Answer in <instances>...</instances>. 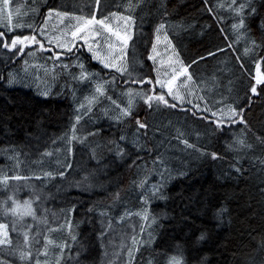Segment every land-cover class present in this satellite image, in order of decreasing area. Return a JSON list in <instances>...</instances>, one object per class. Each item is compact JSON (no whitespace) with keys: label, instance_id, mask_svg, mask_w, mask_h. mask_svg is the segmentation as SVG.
I'll list each match as a JSON object with an SVG mask.
<instances>
[{"label":"trees","instance_id":"obj_1","mask_svg":"<svg viewBox=\"0 0 264 264\" xmlns=\"http://www.w3.org/2000/svg\"><path fill=\"white\" fill-rule=\"evenodd\" d=\"M255 2L258 12L264 15V0ZM229 3L100 0V8L95 9L94 0H36V7L19 15L12 9L13 24L19 21L33 25H41L49 6L84 16L95 9L98 19L101 11L104 15L113 12L125 16L131 12L136 26L126 60L129 70L135 68L134 76H155L148 67L152 62L145 57L146 49L150 51V44L155 42L154 29L160 22L165 23L185 64L206 55L209 49H223L215 58L193 64L189 72L203 106L207 101L214 111L221 100L219 107L243 106L249 130L244 131L240 124L214 130L210 113L178 102L172 109L164 105L148 108L138 96L133 97L131 117L120 116L109 100L97 96L91 111L77 123V112H84L78 101L87 108L85 98L92 93L91 85L77 84L68 75L78 71L77 57L90 71L108 80L111 70L101 71L102 66L90 59L83 45L73 53L62 54L54 63L49 58L54 51L47 44L48 51L31 45L35 54L23 57L0 44V223L8 224L12 242L0 245V260L26 264L18 254L9 253L11 248L23 246L24 250L31 247L33 257L35 249L40 248L41 264H128L130 236L135 227L139 250L134 252L133 264H167L173 256L183 264H264V145L257 139L264 137V84L256 79L257 74L264 79V48H253L245 40L246 34L234 43L240 30L232 28L235 21L229 15ZM129 4L134 6L131 10ZM260 18L257 15L246 21L257 44ZM0 30L9 42L16 34H31L28 28L8 31L2 23ZM61 64L73 66L61 71ZM10 73L13 83L8 82ZM253 86L257 88L255 94L250 91ZM129 87L144 92L150 86L125 84L118 78L105 85V92L124 108L128 97L123 93ZM155 91L159 92L158 86ZM166 99L172 103L171 97ZM205 115L207 119L202 118ZM135 119L147 122L149 127L138 131ZM74 124L77 139L69 144ZM89 131L99 134L90 136ZM178 133L195 150L185 148L177 139ZM121 135L126 137L124 141L119 139ZM237 139L244 144H237ZM117 145L126 153L123 158L116 154ZM66 146L71 147V153H66ZM45 152L52 155L42 156ZM211 153H216L217 159ZM159 154L168 161L170 175L166 174V182L152 163ZM65 162L71 168H65ZM236 168L241 169L240 173ZM60 171L64 176L58 174ZM47 172L52 176L44 175ZM16 176L21 179H14ZM141 180H146L143 189L139 186ZM19 185L27 186L25 192L17 188ZM153 185L160 190L149 200V220L144 221L135 213L144 210L142 193L148 190L151 195ZM26 201L31 202L35 218L25 215L14 224L17 216L5 212V207L12 209L18 204L19 213ZM126 211L132 215L122 220ZM141 226L143 233L138 232ZM26 231L29 244H24ZM45 238L53 242L48 245L47 256ZM34 240L40 243L32 244ZM60 244L66 245L62 255Z\"/></svg>","mask_w":264,"mask_h":264},{"label":"snow or ice","instance_id":"obj_2","mask_svg":"<svg viewBox=\"0 0 264 264\" xmlns=\"http://www.w3.org/2000/svg\"><path fill=\"white\" fill-rule=\"evenodd\" d=\"M95 9L100 8V0H94ZM129 9L131 10L134 6L129 4ZM219 7H223V5H219ZM7 9V11H6ZM95 9L90 11L88 16L84 15H73L69 11L64 10L61 11L55 6H49L46 15L44 16L41 25H33L32 23H21L17 21L13 24V12L9 8V0H2L0 3V23L3 24L4 28L8 31H14L15 29H24L28 28L31 29V34H16L11 37L10 42L5 38V32L0 30V44L3 45L5 49L14 50V54H18L19 56H33L35 53L31 50V45L38 46L39 50L41 51H48L49 49L45 47V42L47 41L48 45L51 46L53 40L51 37L48 36L46 32V26L48 23L49 18H57L63 23L65 18L69 19L70 24L65 25L64 28L57 29L65 39L60 40L57 38L56 40V47L59 49L64 50L63 52H53V54L49 57L50 59L55 61H59L62 54L73 53V50L77 47V41H83V45L86 46L87 52L90 53V59L92 61H96L99 65H101V71L103 70H111L110 76L111 80L103 78L100 76L99 72L90 71L89 67L82 62L79 57H77L75 62V67L78 69L76 72H69L68 75L71 77L72 81H75L77 84L80 83H87L92 86V93L90 97H86L85 99L88 100V107L85 108L83 103H79V107L84 109V112H77L75 116V121L78 123L81 119V116L86 114L87 112L91 111L92 103L95 102L97 96H104L107 100L111 102L113 106H115L116 110L119 111L120 116L123 117H131L133 116V97L138 96L140 99L143 100L144 104L147 105L148 108H159L160 105H164L165 107L172 109L176 108L177 101L181 104L185 102V97L180 95L179 86H177V80L181 77L184 78V81H190L192 79L191 74L189 73V68L193 64H198L202 60H207L209 57L215 58L217 52H222L223 49H217L216 52L212 51L211 49L207 50L206 55H201L198 58H193L191 63L185 64L179 58V53L176 51L174 45H172L171 41L169 40L167 33L165 31V23L160 22L154 29L155 33V42L150 44V51L146 49V60L151 61L152 63L148 66L150 71L155 72V76L151 75H144V76H134L133 72H135V68L129 70L127 65V49L129 45V41L132 39V30L136 26V21L134 16L131 14L127 16H120V23L113 25L111 20L118 16V13L109 12L108 15H104L103 11H101V18L97 19L95 15ZM229 15H231L232 19L235 21L232 24L233 29H239L235 35L234 43H238L241 39L242 34L246 41H250L253 48H264V15L258 12L255 0H241V2L237 3V0H230L228 5ZM208 11H212V9H208ZM20 9L19 7L16 9L17 15H19ZM35 14V10H34ZM260 15V24L258 26V31L260 32V43L257 44L255 39L250 35V29L248 24L246 23L247 20L251 19ZM121 24L123 26H121ZM161 34H163V40L165 42L166 48H171L172 53L175 55V60L173 61L171 58L169 59L167 68L165 71L167 72V78L161 79V65L163 61L158 62V52H157V45L161 42ZM41 37L42 39H38L37 37ZM95 37H100V40H95ZM29 49L28 52H25V49ZM248 49H245V54H247ZM255 59V56L252 57ZM236 59H240L237 57ZM25 64L28 63L27 60L24 61ZM71 64H61V71L68 70L72 67ZM259 68V65H257ZM120 78L122 79L125 84H147L149 85V89L144 92H134L131 87L127 89L123 95L128 97V104L124 108H121L119 104H117L116 100H113L111 96H107L105 92V85H109L110 83H115L116 80ZM0 79H3L0 76ZM9 83H13L14 79L12 74H9ZM257 83L264 84V79L257 78ZM159 86V92L155 91L156 86ZM166 89V91H165ZM250 91L252 93H257L256 87H251ZM264 91V89H261ZM75 92V89H73ZM47 96L49 93L45 91L43 93ZM166 96L171 97L172 103L166 99ZM204 98L201 97V100ZM223 103V101L216 102V110H212L209 106L207 101H205L204 107L201 109L199 103L196 104L194 107L199 109L204 113H210L212 120L211 123L215 125L214 130H220L225 125L231 126L235 124H240L243 126L244 131H248V122L244 118V107L239 106L238 108H234L231 105H226L225 107H219V105ZM196 113L194 112L193 115ZM207 119V115L202 117ZM119 119V117H117ZM135 124L138 126L137 130L140 129H147L149 126L147 122H141L139 119H135ZM71 131V138L68 140L66 136L65 139L68 140L70 144L71 140H76V126L73 125ZM98 132L89 131L88 135L95 136L98 135ZM147 135V133H144ZM121 141L126 139L125 136L121 135L119 138ZM177 139L180 140L181 143L185 146V148H193L194 146L188 143L187 139H182V134L178 133ZM258 142L264 145V137L257 138ZM237 144H244L243 140L237 139ZM195 150V149H194ZM66 153H71V147L66 146L65 149ZM116 154L123 158L126 153L122 147L116 146ZM51 152H45L42 156L47 157L51 156ZM213 159H217L216 153L210 154ZM154 168L157 170L158 174L161 177L162 181L166 182V174L170 175V171L167 169L166 165L168 163L167 159L163 156V154L157 155V157L152 161ZM135 164V161H133ZM65 168H71V164L65 162ZM138 168H142V165H137ZM235 171L240 173L241 169L236 168ZM60 176H64V172L60 171L58 173ZM44 175L51 177L52 173L47 172ZM14 179L19 180L21 179L19 176L14 177ZM146 180L139 181L140 188H144ZM159 187L156 185L151 186V195L148 194V190H145L142 193L143 202L141 207L144 209L142 212H136L135 215L141 217L144 221L149 220V216L147 214V205L151 198H155L157 192H159ZM16 204L15 201H13ZM19 205L17 204L16 207L12 209H8L5 207V212L11 211L13 215L17 216V220L13 223H18L20 219L23 218L25 215H31L35 218V213L31 208V202H25L24 208L22 212H17V208ZM132 213L125 212L124 216L121 217L123 220L125 217H130ZM155 218L153 217L151 223H155ZM66 223H68L66 221ZM139 233L144 232V227H139ZM137 230L135 227L132 229V234L130 236L131 239V246L128 248V264H133L135 259L134 252L138 251L139 249L136 247L138 244L137 241ZM103 235V233H102ZM151 233L148 235V240H151ZM205 238V234L202 233L200 239L203 240ZM75 239V237H73ZM11 239L8 236V224L0 223V245L11 244ZM29 234L26 231L24 233V244H29ZM32 244H39V240L31 241ZM53 242L47 238H45L44 244V255L47 256V248L48 245H51ZM66 245L60 244L58 247L61 249V255L63 254V248ZM36 256L33 257L31 247L28 250H24L23 246H17L11 248L9 250L10 254H18L22 260H25L26 264H32L34 260V264H41L40 259L38 258L41 252L40 248H36ZM0 264H5L4 261L0 260ZM59 264V261H57ZM151 264V261H149ZM167 264H183V261L178 259L177 257L173 256L169 258Z\"/></svg>","mask_w":264,"mask_h":264},{"label":"rangeland","instance_id":"obj_3","mask_svg":"<svg viewBox=\"0 0 264 264\" xmlns=\"http://www.w3.org/2000/svg\"><path fill=\"white\" fill-rule=\"evenodd\" d=\"M35 1L36 0H9V8L11 10L13 9L14 11H16V9L19 7V9H20L19 13H22L24 10L31 8L32 6L36 7ZM0 3H2V0H0ZM120 16H125V15L118 14L117 17H115L111 20V23L113 25L120 23V19H119ZM69 24H70V21L67 18H65L63 20V23H61V21L57 18H54V17L49 18L47 26H46V32H47L48 36L52 38L53 43L51 46H47V47L51 48L54 52H56V50L61 51V52L64 51V50L56 47L57 38H59L60 40L65 39V37L60 32L57 31V29L64 28L65 25H69ZM121 26H123V25L121 24ZM165 31H166V29H165ZM132 32H133V30H132ZM166 33H167V31H166ZM167 36H168L169 40L171 41L168 34H167ZM94 39L100 40L101 38L95 37ZM44 42H45V45L46 44L48 45L47 41H44ZM171 43H172V45H174L172 41H171ZM78 45H83V41H77V46ZM84 47L86 48V46H84ZM176 51H177V49H176ZM157 52H158V62L163 61V64L161 65V79H166L167 78V72L165 71V69L167 68L169 59L171 58L174 61L176 57L172 53L171 48L165 47V42L163 40V34H161V42L157 45ZM179 58H180V60H182L180 55H179ZM257 78L263 79L260 74H257ZM177 86H179L180 95L185 97V102L183 104L195 106L196 104L199 103L201 109L204 107L199 100L200 99V95L198 94L199 91H198L197 87L195 86V83L193 82V78L190 81H184V78L181 77L179 80H177ZM165 91H166V89H165ZM177 102L180 103L179 101H177ZM26 187L27 186H25V185L17 186V188H20L22 192H25ZM22 207H24V206H22Z\"/></svg>","mask_w":264,"mask_h":264},{"label":"bare ground","instance_id":"obj_4","mask_svg":"<svg viewBox=\"0 0 264 264\" xmlns=\"http://www.w3.org/2000/svg\"><path fill=\"white\" fill-rule=\"evenodd\" d=\"M116 9V8H115ZM118 11V10H117ZM231 34V33H230ZM171 37V36H170ZM259 62V61H258ZM256 64V63H255ZM264 76V75H263ZM228 140V139H227Z\"/></svg>","mask_w":264,"mask_h":264}]
</instances>
